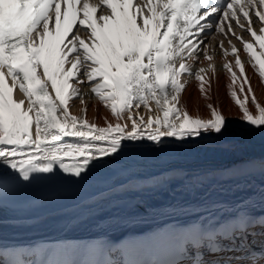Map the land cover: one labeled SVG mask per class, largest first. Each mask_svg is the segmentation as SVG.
Here are the masks:
<instances>
[{
	"label": "snow or ice",
	"instance_id": "6c2138e0",
	"mask_svg": "<svg viewBox=\"0 0 264 264\" xmlns=\"http://www.w3.org/2000/svg\"><path fill=\"white\" fill-rule=\"evenodd\" d=\"M237 3L0 0V184L6 178L16 184L30 183L37 178L33 173L56 176L57 167L69 178L83 181L101 158H112L130 147L125 141L162 144L165 137L183 140L201 133L222 134L226 117L212 105H208L210 119L193 116L180 106L186 87L182 78L193 74L187 61L197 57L203 45L200 35L213 27L223 32L225 21L234 20L264 50V34L253 29L258 21L264 33V12L255 11L253 19L244 7L237 10ZM254 4L264 5V0H246L248 8ZM227 29L254 61L251 67L264 78V51L258 54L251 40L237 36L233 24L228 23ZM228 43L235 57L223 65L232 81L229 88L238 85L245 93L247 87L251 93L245 63L232 41ZM203 54L212 60L207 49ZM209 71H215L211 63L194 74L201 92L209 83L204 75ZM82 84H89L91 93L110 110L113 119L105 117L103 126L87 118ZM230 95L243 110L242 123L264 128V106L255 95L251 103L259 113L256 116L235 90ZM77 100L80 113L73 114L70 107ZM256 226L264 228V221L190 244L187 254L200 257L192 264H238L241 256L237 253L257 264L264 252L247 246V236ZM204 252L212 259H204Z\"/></svg>",
	"mask_w": 264,
	"mask_h": 264
},
{
	"label": "bare ground",
	"instance_id": "6f19581e",
	"mask_svg": "<svg viewBox=\"0 0 264 264\" xmlns=\"http://www.w3.org/2000/svg\"><path fill=\"white\" fill-rule=\"evenodd\" d=\"M238 7H243V4ZM252 9L264 11V5L254 4ZM256 30L258 34L259 28ZM252 42L258 54L264 51L257 41ZM223 46L220 51L208 52L211 61L205 59L203 53L187 61L193 74L182 78L186 87L181 93L180 106L193 116L210 119L212 109L208 105H212L226 117L222 133L233 136L251 134L248 146H240L244 151L231 150L230 155L222 154L223 150L195 153L188 151L189 146L195 143L176 138L163 140L164 144L157 147H142L138 142V146L131 147L133 143L126 141L132 144L131 148L119 155L113 154L112 158H101L104 163L126 173L125 183L74 207L29 220L0 221V243L16 240L32 244L35 255L29 258V264H58L84 257L101 264L106 255L116 260V254L123 252L152 260L160 255H173L180 235L192 237L201 226L211 227L217 230L218 236H225L239 222L259 225L264 221V128L242 123L243 110L230 95L235 90L237 98L256 116L259 113L251 103V96L255 95L257 102L264 106V78L259 77L251 67L254 61H250L243 45H240L236 48L245 63L252 92L247 93L246 87L245 93H241L238 85L229 88L232 81L223 65L234 62L235 57L225 41ZM209 63L215 71L204 74L209 83L201 92L200 81L194 74L200 68L208 69ZM79 87L87 103L86 116L89 120L103 126L105 117L113 119L110 110L91 93L89 84ZM245 94L248 100H245ZM151 106L155 109L154 103ZM141 114L146 115L147 110L142 109ZM177 149L187 152H178ZM175 153L213 157L221 162L222 168L198 172L176 169L156 174L138 165L139 161L151 160L156 155ZM32 175L37 177L32 181L49 183L48 173ZM253 205L256 207L247 209V206ZM251 231L253 234L247 236V242H252L254 247L250 249L256 253L264 252V234H261L264 228L256 226ZM237 255L241 256L238 264L251 262L244 253ZM1 256L6 257L0 259L1 262L9 259L8 254L1 253ZM258 261L264 264V258H258Z\"/></svg>",
	"mask_w": 264,
	"mask_h": 264
},
{
	"label": "rangeland",
	"instance_id": "374dc122",
	"mask_svg": "<svg viewBox=\"0 0 264 264\" xmlns=\"http://www.w3.org/2000/svg\"><path fill=\"white\" fill-rule=\"evenodd\" d=\"M245 5L243 4V7L245 9H248V11L250 13V17L254 19L255 18V11H258V10L252 9L254 7L248 8L247 5L246 6ZM262 12H264V11H262ZM238 15L242 16V13L238 12ZM228 23L233 24V30L232 31L235 32L237 34V36H240L242 38L245 37L246 40L255 41L254 37H251L250 34H246L243 30L239 29L235 25V21L234 20L225 21L224 22V31L223 32L216 31V29L214 30V28H213V30L210 31L209 33H207L205 38L202 39L203 40V45L200 46L198 54L199 53H203L204 49H207V52H216V51H220V50L224 49L225 46H223V48L220 47V42L221 41H225L226 42V46L228 48H231V45H229V43H228L229 40H231L232 44L235 45L236 47L242 45V43L239 40H237L236 36H233L232 33L228 31V29H227V24ZM261 26L262 25L257 21V23L253 25V29L255 31H257L256 29H258V28L260 29ZM259 33H260V31L258 30V34ZM206 37H208V38H206ZM210 38H211V40H210ZM70 111L73 114H75V112L77 113V111L78 112L80 111V103H79L78 100L72 102V106L70 107ZM210 137L212 138V140L210 139ZM214 138H216V139H214ZM66 139L67 140H71L73 138H66ZM162 139L163 140H166V139L167 140H173L174 138L172 139V137L171 138H167L166 137V138H162ZM184 140H189V142H193V143L196 144V145H193V146H189V148L187 147L188 151H191V152L192 151L195 152V153L196 152H205V151L206 152H220V151L223 150L222 154L230 155L231 154V150L235 151V152H238V149H242L244 147L243 145H245L247 147L248 143H249L248 141L252 140V136H251V134H244V135H237V136L234 135L233 136V135H228L227 133H222V134H219V135H217V134L213 135L212 133H201V136H199V137H187V138H184ZM225 140H227L228 142L227 143L224 142ZM127 142H131V143H133V145H138L137 142H132V141H127ZM127 142L125 141L123 143H127ZM123 143H122V146H123ZM138 143H140V142H138ZM127 144H129V143H127ZM163 144L164 143L155 144L154 142H151V141H144L142 143V147H147V146L148 147H152V146L153 147H157V146L163 145ZM129 145L131 146L132 144H129ZM241 145H242V148L240 147ZM131 147H128V148H126L124 150H128ZM242 151H244V150L242 149ZM178 152H187V150H178ZM253 207H256V205H253L251 207L247 206V209L249 210V209H251Z\"/></svg>",
	"mask_w": 264,
	"mask_h": 264
}]
</instances>
